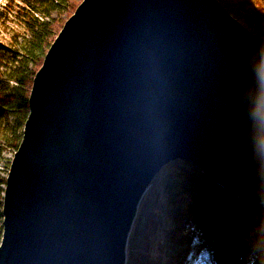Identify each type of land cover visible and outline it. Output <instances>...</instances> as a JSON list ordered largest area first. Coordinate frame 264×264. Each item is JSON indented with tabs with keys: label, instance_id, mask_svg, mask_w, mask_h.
<instances>
[{
	"label": "water",
	"instance_id": "95a60500",
	"mask_svg": "<svg viewBox=\"0 0 264 264\" xmlns=\"http://www.w3.org/2000/svg\"><path fill=\"white\" fill-rule=\"evenodd\" d=\"M29 102L0 264H125L177 159L264 202V38L219 0H82Z\"/></svg>",
	"mask_w": 264,
	"mask_h": 264
},
{
	"label": "trees",
	"instance_id": "16d2710c",
	"mask_svg": "<svg viewBox=\"0 0 264 264\" xmlns=\"http://www.w3.org/2000/svg\"><path fill=\"white\" fill-rule=\"evenodd\" d=\"M78 0H0V24L11 15L27 31L23 41L0 44L12 85L0 70V141L16 147L30 112L34 78L59 24L38 15L75 12ZM61 29V28H60ZM0 202V243L3 234ZM142 214L145 240L141 241ZM137 225V227H136ZM128 245V264H264V202L240 199L193 162L177 159L149 186ZM142 237V238H143ZM154 256L163 261L155 262Z\"/></svg>",
	"mask_w": 264,
	"mask_h": 264
},
{
	"label": "rangeland",
	"instance_id": "374dc122",
	"mask_svg": "<svg viewBox=\"0 0 264 264\" xmlns=\"http://www.w3.org/2000/svg\"><path fill=\"white\" fill-rule=\"evenodd\" d=\"M82 0H78L80 3ZM229 11V13L238 19L245 27L251 30L253 33L264 38V0H219ZM71 14V13H70ZM70 14L67 12H59L51 15H46L44 12H39L40 18L44 20H49V22H53L59 27L62 28L66 20L70 17ZM20 20L18 17L11 15L10 19L5 24H0V44L11 45L14 38L18 37V41H23V36H27V31L24 26L20 24ZM56 30V34L61 30ZM8 66L11 67L12 63L8 62ZM7 63L0 66V70L3 72V79L9 80L12 85H16V81L8 76V67ZM24 131V129H23ZM1 135V134H0ZM21 143V142H20ZM9 147L6 149H2L4 151V160L6 162H13V159L18 152L19 146L16 147L12 143H8ZM1 150V148H0ZM12 155V156H11ZM11 160V161H10ZM170 164V163H169ZM11 166V165H10ZM4 180V181H3ZM8 177L5 178L3 173H0V202H2V208L4 209V199L6 196V187H7ZM6 182V183H4ZM3 184H6L3 185ZM5 186V187H4ZM246 200V199H245ZM248 201V200H247ZM143 231L141 233V241L145 240V214H142L141 217ZM145 222V224H144ZM143 237V238H142Z\"/></svg>",
	"mask_w": 264,
	"mask_h": 264
},
{
	"label": "bare ground",
	"instance_id": "6f19581e",
	"mask_svg": "<svg viewBox=\"0 0 264 264\" xmlns=\"http://www.w3.org/2000/svg\"><path fill=\"white\" fill-rule=\"evenodd\" d=\"M9 147V145L3 140V141H0V148H3V149H6L7 150V148ZM10 164L12 165V161L10 162ZM166 167V166H165ZM164 167V168H165ZM163 168V169H164ZM163 171V170H162ZM161 171V172H162ZM160 172V173H161ZM159 173V174H160ZM158 174V175H159ZM157 175V176H158ZM236 195V194H235ZM237 196L240 198V199H245L242 195H240V194H237ZM3 211V210H2ZM4 215V214H3ZM134 226H135V222L133 223V228H134ZM136 227H137V225H136ZM133 228H132V230H131V232L133 231ZM129 233V240L128 241H130V239H131V236H132V233ZM128 245H129V242H128ZM154 260H155V262H157V263H159V261H163L162 259H160L158 256H154ZM128 262H129V253H128V247H127V257H126V263L125 264H128ZM161 264H164V262H162Z\"/></svg>",
	"mask_w": 264,
	"mask_h": 264
},
{
	"label": "built area",
	"instance_id": "2783aa9c",
	"mask_svg": "<svg viewBox=\"0 0 264 264\" xmlns=\"http://www.w3.org/2000/svg\"><path fill=\"white\" fill-rule=\"evenodd\" d=\"M3 148H1L0 150V173H3L5 175V178L8 177L9 175V170H10V162H6L4 159V151L2 150ZM12 156V155H11ZM11 161V160H10ZM4 181V180H3ZM6 183V182H4ZM6 186V184H3ZM4 186V187H5Z\"/></svg>",
	"mask_w": 264,
	"mask_h": 264
}]
</instances>
